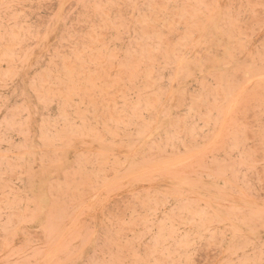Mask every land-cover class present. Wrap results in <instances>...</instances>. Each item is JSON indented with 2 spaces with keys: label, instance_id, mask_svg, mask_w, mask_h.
I'll return each instance as SVG.
<instances>
[{
  "label": "rangeland",
  "instance_id": "374dc122",
  "mask_svg": "<svg viewBox=\"0 0 264 264\" xmlns=\"http://www.w3.org/2000/svg\"><path fill=\"white\" fill-rule=\"evenodd\" d=\"M0 264H264V0H0Z\"/></svg>",
  "mask_w": 264,
  "mask_h": 264
}]
</instances>
